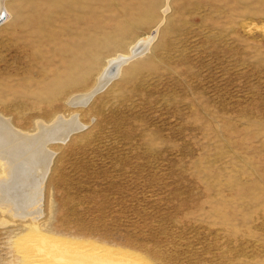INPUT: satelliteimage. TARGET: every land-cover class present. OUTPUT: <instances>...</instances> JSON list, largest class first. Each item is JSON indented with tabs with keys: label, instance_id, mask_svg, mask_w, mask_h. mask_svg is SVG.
Masks as SVG:
<instances>
[{
	"label": "rangeland",
	"instance_id": "374dc122",
	"mask_svg": "<svg viewBox=\"0 0 264 264\" xmlns=\"http://www.w3.org/2000/svg\"><path fill=\"white\" fill-rule=\"evenodd\" d=\"M0 7V117L83 125L48 146L40 216L0 208V264H34L39 234L134 264H264V0Z\"/></svg>",
	"mask_w": 264,
	"mask_h": 264
},
{
	"label": "bare ground",
	"instance_id": "6f19581e",
	"mask_svg": "<svg viewBox=\"0 0 264 264\" xmlns=\"http://www.w3.org/2000/svg\"><path fill=\"white\" fill-rule=\"evenodd\" d=\"M4 14L3 8L0 7V23ZM145 52L143 41L130 50L132 55L137 54L135 57H140ZM123 60L124 57L120 56L109 62L108 68L99 76L92 96L119 76ZM116 67L119 68V72L112 76V73H116ZM88 93L74 96L71 104L77 107L85 106L92 97ZM82 127L76 118L69 120L58 118L51 125L39 123L38 132L31 135L21 132L13 127L9 120L0 117V166L4 169L0 177V208L10 211L14 217L37 219L40 210L36 207L43 197V183L54 156L48 146L52 142H65L72 133L80 131ZM31 207L33 212L29 214L27 211ZM39 235L34 241L40 246L38 253L41 256L35 258L34 264H134L124 261L125 259L121 262L115 252L101 251L96 246L78 244L69 246L67 243L50 239L51 237L43 238L44 236ZM142 261L135 264H149Z\"/></svg>",
	"mask_w": 264,
	"mask_h": 264
}]
</instances>
